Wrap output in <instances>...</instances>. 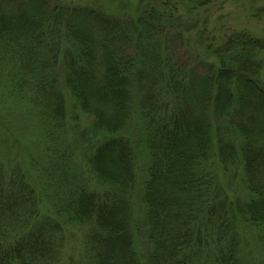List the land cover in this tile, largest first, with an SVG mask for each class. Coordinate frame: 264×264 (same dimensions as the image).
I'll list each match as a JSON object with an SVG mask.
<instances>
[{"label":"trees","instance_id":"16d2710c","mask_svg":"<svg viewBox=\"0 0 264 264\" xmlns=\"http://www.w3.org/2000/svg\"><path fill=\"white\" fill-rule=\"evenodd\" d=\"M123 9L0 0V56L33 76L52 126L63 123L68 91L102 135L89 159L102 193L74 188L58 215L89 227L87 264H245L238 223L264 244V87L255 59L264 42L234 34L219 51L221 67L199 59L190 67L181 53L190 30L172 0ZM139 152L148 159L141 194ZM215 157L243 166L253 180L248 200L230 202ZM134 195L147 256L136 248ZM39 205L20 169L0 170V264H60L63 225Z\"/></svg>","mask_w":264,"mask_h":264},{"label":"rangeland","instance_id":"374dc122","mask_svg":"<svg viewBox=\"0 0 264 264\" xmlns=\"http://www.w3.org/2000/svg\"><path fill=\"white\" fill-rule=\"evenodd\" d=\"M50 1L82 8L103 7L113 15L121 14L126 7L133 10L139 2ZM172 1L190 30L184 32L186 45L182 46L184 49L181 52L189 58L190 67L195 66L194 60L198 59L211 64L214 69L221 67L223 63L219 58V51L234 34L245 33L264 42V0H197L194 3L187 0ZM9 59L6 53L0 56V170L7 176L16 168L20 169L36 192L42 215L52 217L63 225L65 237L60 264H87L89 244L86 235L89 227L67 224L58 213L78 188L85 187L88 192L102 193V179L96 175L89 162L96 143L100 144L102 141V135L95 129L93 117L80 110L68 91L64 92L66 109L63 123L58 127L52 126L50 118L43 112L47 106L40 100L37 88L29 82L34 79L33 76L23 75V68L19 67L18 71L16 63L13 64ZM255 59L262 62L258 80L264 87V51L257 52ZM17 61L19 62L18 59ZM19 63L23 66L22 62ZM198 69L203 74L206 73L204 64H200ZM261 119L264 124V112ZM139 126L140 123H135L131 129L133 136L137 135ZM259 137V140H264V129ZM232 141L239 145L240 137H232ZM236 148L238 151L237 146ZM137 158L140 171L139 191L145 180L148 159L140 152ZM224 168L228 170L225 171ZM213 171L231 203L249 199L248 186L253 180L247 178L238 160L224 166L215 157ZM134 198L139 216L138 223L133 227L139 228L140 232L136 248L142 256H147L151 253V246L146 240V223L143 220L145 211L141 200L139 201L140 196L134 195ZM238 225L244 263L264 264V244L260 239L262 234L255 227Z\"/></svg>","mask_w":264,"mask_h":264}]
</instances>
